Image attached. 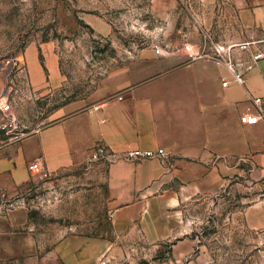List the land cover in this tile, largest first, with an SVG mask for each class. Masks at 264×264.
I'll use <instances>...</instances> for the list:
<instances>
[{
	"label": "crops",
	"instance_id": "0c3cea01",
	"mask_svg": "<svg viewBox=\"0 0 264 264\" xmlns=\"http://www.w3.org/2000/svg\"><path fill=\"white\" fill-rule=\"evenodd\" d=\"M201 10V23L209 32L214 33L213 25L223 26L225 41L244 45L245 60L263 54L245 73L244 84L235 83L213 60L190 61L184 52L157 55L146 46L135 51L126 67L106 76L87 99L69 100L54 111L52 123L0 149V193L11 195L42 183L36 180L38 170L30 168L33 163L48 172L43 182L85 176L103 181L106 188L116 238L99 244L66 240L33 260L37 264H89L90 251H128L138 240H150L154 227L157 239L167 238L176 228L169 225L175 221L170 212L186 199L238 183L245 191L250 185L264 187V122H244L246 113L255 112L250 95L264 100V0H203ZM85 21L92 27L97 22L92 16ZM190 40L195 47L201 43L197 35ZM50 72L51 80L57 79L58 67ZM223 79L230 83L223 86ZM47 83L45 68L35 67L34 89ZM99 144L117 153L162 148L168 155L102 162L88 169ZM263 195L246 209L251 228L264 229ZM13 223L10 213L0 215L2 230Z\"/></svg>",
	"mask_w": 264,
	"mask_h": 264
},
{
	"label": "rangeland",
	"instance_id": "374dc122",
	"mask_svg": "<svg viewBox=\"0 0 264 264\" xmlns=\"http://www.w3.org/2000/svg\"><path fill=\"white\" fill-rule=\"evenodd\" d=\"M200 2L0 0V101L10 102L19 128L30 135L52 123L59 106L87 99L106 76L126 67L135 51L151 46L160 29L171 32L175 43L183 35H197L206 43L209 29L200 20L199 15L205 16ZM89 16L97 21L94 27L85 21ZM105 28L111 30L107 35L101 33ZM211 30L213 42L235 62L245 60L248 50L225 41V27L213 25ZM35 67L45 68L46 87L32 86ZM54 67L59 73L51 80ZM10 118L0 114V149L13 142L7 133ZM259 193L264 194V187L250 185L245 191L238 183L186 199L170 212L177 218L169 224L176 227L174 234L157 239L154 227L150 240H138L128 251H90L89 264L101 258L108 264H264V229L249 227L245 218ZM5 213L14 223L0 227V264H37L33 260L66 240L99 244L116 238L105 185L85 176L0 193V215Z\"/></svg>",
	"mask_w": 264,
	"mask_h": 264
},
{
	"label": "built area",
	"instance_id": "2783aa9c",
	"mask_svg": "<svg viewBox=\"0 0 264 264\" xmlns=\"http://www.w3.org/2000/svg\"><path fill=\"white\" fill-rule=\"evenodd\" d=\"M161 33L158 34L152 41L151 46L153 47L157 55L169 56L177 52H184L190 61L206 58L213 60L216 63L223 65L230 75L232 80L237 84H244V75L247 71L251 70L256 61L262 57V53L252 54L249 60L234 61L231 54L223 46H220L213 42L210 35L205 33L206 43H200L198 47H195L194 43L187 39L186 35H183V39H176L177 43L173 41L171 32L166 33L168 30L160 29ZM163 31V32H162ZM230 83L228 79H223V86H227ZM118 98H122L119 96ZM250 99L255 107V112L246 113L244 116V122L248 125H254L260 121L264 122V100L261 96L250 95ZM0 114L12 115L10 118V127L7 128V133L11 134L13 142H20L28 134L19 128L18 122L12 113L11 104L9 101H0ZM1 127V126H0ZM7 126H3L4 129ZM167 152L160 148L158 150H141L131 149L123 153H117L108 148L104 144L97 145L92 151L88 159L87 168H91L93 164L97 163H114L119 160L128 161H141L150 158H165ZM31 169H37L36 180L43 182L48 178V172L39 170L37 163H33L30 166ZM109 260L101 258L96 264H108Z\"/></svg>",
	"mask_w": 264,
	"mask_h": 264
}]
</instances>
